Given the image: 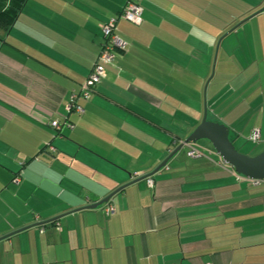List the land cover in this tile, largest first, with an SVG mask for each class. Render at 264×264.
Wrapping results in <instances>:
<instances>
[{
	"label": "crops",
	"instance_id": "1",
	"mask_svg": "<svg viewBox=\"0 0 264 264\" xmlns=\"http://www.w3.org/2000/svg\"><path fill=\"white\" fill-rule=\"evenodd\" d=\"M125 2L26 0L10 27L0 23V264H264V181L238 176L205 144H185L200 156L174 154L152 187L129 183L200 122L214 74L208 117L232 142L244 130L214 109L221 86L258 76L242 113L247 138L258 128L264 144V10L233 28L264 0H140V25L118 17ZM111 17L127 48L77 100L80 114L70 98ZM123 185L107 201L113 214L107 202L79 209Z\"/></svg>",
	"mask_w": 264,
	"mask_h": 264
},
{
	"label": "water",
	"instance_id": "2",
	"mask_svg": "<svg viewBox=\"0 0 264 264\" xmlns=\"http://www.w3.org/2000/svg\"><path fill=\"white\" fill-rule=\"evenodd\" d=\"M262 10H264V6H262L260 9L256 10L254 13L250 14L246 18L240 20L237 24H235V26H233V28H236L244 20L248 19L252 15L257 14L258 12ZM225 34L226 33H224L217 42L214 60L212 64V71L206 81L205 88L209 80L213 76L219 43ZM205 88H204V94H205ZM200 139H206L207 141H209L214 151L220 156V158L226 164L230 165L237 174L242 175L248 179L264 180V149H262L260 152H258L255 155H248V154H244L238 151L236 147L234 146L232 140L229 138L228 127L223 123L211 120L207 117V106L204 102L203 113H202L200 122L184 138V140L176 148H174L149 174L140 176L132 180L129 183L139 181L141 179L148 177L149 175L156 173L157 171H159L162 167L166 165L168 159L172 157L174 154H176L183 147V145L188 144L190 142L198 141ZM126 185L120 186L117 190H115L114 192H111L102 201L81 207L79 209L95 208L99 206L100 204H102L103 202H107L108 200H110V198L113 196V194L116 191L122 189ZM59 217L60 216H57L54 219H57Z\"/></svg>",
	"mask_w": 264,
	"mask_h": 264
},
{
	"label": "built area",
	"instance_id": "3",
	"mask_svg": "<svg viewBox=\"0 0 264 264\" xmlns=\"http://www.w3.org/2000/svg\"><path fill=\"white\" fill-rule=\"evenodd\" d=\"M143 8L140 4V0H126L120 14L118 17L123 18L134 25H140L142 23ZM116 22L117 17H111L107 21L100 23V28L103 36V42L101 43L100 50L96 56L95 62L83 80L80 86V90L78 94H72L70 98V103L68 108L70 110H75L78 113H83L84 109L80 104H78L77 100L80 98L82 100L88 101L92 95V91L94 87L99 84L102 79L106 76V66L112 65L115 57L116 51H125L127 48V43L116 33ZM52 127L59 129V123L57 120H52L50 122ZM70 126V124H68ZM72 126V125H71ZM260 137V131L258 128H253L249 139L252 142H258ZM200 152L191 147L187 151V155L191 157L200 156ZM222 162L226 164L223 160ZM234 170V169H233ZM234 173H236L234 171ZM237 174V173H236ZM238 176H242L237 174ZM244 177V176H243ZM255 184H259L264 180H254L251 179ZM17 183L19 181L18 176H15L12 180ZM147 185L152 187L153 180L149 177H146ZM105 215H111L114 213V207L111 203L107 202L103 207ZM211 264V263H208Z\"/></svg>",
	"mask_w": 264,
	"mask_h": 264
},
{
	"label": "rangeland",
	"instance_id": "4",
	"mask_svg": "<svg viewBox=\"0 0 264 264\" xmlns=\"http://www.w3.org/2000/svg\"><path fill=\"white\" fill-rule=\"evenodd\" d=\"M232 40L235 41V39H232ZM221 54H223L222 51H220V56H221ZM217 60H218V57H217ZM216 67H217V64H216L215 68ZM247 67L248 66H246V69H247ZM207 73H209V71H207ZM210 73H211V71H210ZM210 73H209V75H210ZM247 75H248L247 72L245 75L243 73V75H241V80H246ZM254 76H255V78H253ZM225 77H228V81L226 82V84L223 82L224 84H222L221 90L223 89V91H224L223 94H226V96H224V98L221 99V101L216 106H214V109L218 113H220L222 115V117L224 119H226L228 122H230L232 120V118H236V124L235 125L239 126L240 129H243L244 132L242 131L243 132L242 136H239V137L237 136L235 138L233 137L234 146L241 153L248 154V155H255L258 152H260L262 149H264V144H260L259 142H256V143L252 142L249 138H247L248 136H246V135H247L248 127L246 125L250 122V118H249L248 114H244L242 112L247 107L246 102H243V100L248 99V98H246L248 92H250V90H253V88L257 89L256 87H254L255 83H256L254 80L257 79L258 76L257 75H253V76L250 75L248 78V84H246L247 85L246 87H242L241 85H237L240 80H237L238 76H236L235 74H233V76L229 75V76H225ZM217 79H218V77L217 76L215 77V74H214L212 81L208 85L207 97H205V102L206 101L208 102L210 100L209 97H210L211 92L214 88V82ZM229 80L230 81L233 80L232 84L229 83ZM191 82H192V88H193V85H195V87L196 86L200 87V85L202 87H204V84H202L201 82L200 83H198V81H191ZM242 83L241 84L244 85L245 81H242ZM235 91H237V93ZM192 92H193V90H192ZM203 94H204V92H203ZM199 117H201V113L198 114L197 119H199ZM195 142L201 146H202V144H205V150L206 149L207 150H214L212 145L210 144V142H208L206 139H200V140L195 141ZM191 143L193 144V142H190V144ZM200 151L205 154L204 150H200ZM178 152L182 156L183 160L185 162H188L187 145H183V147ZM214 153H215V151H214ZM1 253L2 254H1L0 260L2 262H5L7 259L5 252H1Z\"/></svg>",
	"mask_w": 264,
	"mask_h": 264
},
{
	"label": "trees",
	"instance_id": "5",
	"mask_svg": "<svg viewBox=\"0 0 264 264\" xmlns=\"http://www.w3.org/2000/svg\"><path fill=\"white\" fill-rule=\"evenodd\" d=\"M25 1L26 0H0V23L4 24L6 27H10L16 19Z\"/></svg>",
	"mask_w": 264,
	"mask_h": 264
}]
</instances>
